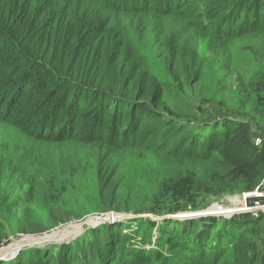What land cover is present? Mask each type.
I'll return each mask as SVG.
<instances>
[{
    "label": "trees",
    "instance_id": "obj_1",
    "mask_svg": "<svg viewBox=\"0 0 264 264\" xmlns=\"http://www.w3.org/2000/svg\"><path fill=\"white\" fill-rule=\"evenodd\" d=\"M138 15L162 25L167 36L156 47L175 81H197L204 65L195 38L176 37L178 31L207 32L221 45L264 30V0H0V125L37 142L94 149L102 204L117 200L119 172L111 161L122 152L207 165L210 175L200 184L222 192L219 197L238 187L253 190L264 175V146L253 143L251 121L223 117L206 125L208 133L201 123L178 122L130 40L124 16ZM261 112L253 117L257 133L264 127ZM185 221L195 228L188 252L170 260L144 258L116 224L106 225L102 246L88 247L94 243L85 235L65 245L27 248L0 264H220L237 241L235 249L244 252L235 264H247L251 248L242 240L258 220Z\"/></svg>",
    "mask_w": 264,
    "mask_h": 264
},
{
    "label": "rangeland",
    "instance_id": "obj_2",
    "mask_svg": "<svg viewBox=\"0 0 264 264\" xmlns=\"http://www.w3.org/2000/svg\"><path fill=\"white\" fill-rule=\"evenodd\" d=\"M124 17L132 44L145 58L142 66L161 85L163 103L178 122L201 123L199 128L205 125L202 133H208L206 125L214 127L223 117L244 119L252 123L255 146H264V127L259 125L257 133L254 125L258 120L253 118L259 111L260 116L264 115V30L237 36L221 45H214L207 32L196 35L178 31L176 37L195 38L204 65L197 81L189 82L183 76L175 81L156 47L158 40L167 36L159 21L146 15ZM111 165L120 179L113 205L100 202L94 149L73 143L37 142L10 125H0V261H11L27 248L65 245L85 235L88 243H94L88 247L102 246L105 242H99L105 229L116 224L122 226L121 236L128 237L130 247L135 245L145 252L144 258L165 256L170 260L187 254L195 229L185 220L172 217L202 216L223 195L249 192L238 187L219 197L222 192L200 184L210 175L207 165L191 158L179 161L152 152H122ZM91 216H107L113 223L82 229L77 224L66 225L84 222ZM252 220H258L259 226L248 224L251 231L242 242L251 252L244 262L262 264L264 217ZM91 231L95 233L89 234ZM27 235H44L40 238L42 244L25 239ZM53 238L58 242L47 243ZM237 242L227 248L220 264H235L237 254H243L235 249Z\"/></svg>",
    "mask_w": 264,
    "mask_h": 264
},
{
    "label": "built area",
    "instance_id": "obj_3",
    "mask_svg": "<svg viewBox=\"0 0 264 264\" xmlns=\"http://www.w3.org/2000/svg\"><path fill=\"white\" fill-rule=\"evenodd\" d=\"M237 201V205L234 202ZM236 210V212H234ZM201 218L231 219L248 217L258 219L264 217V175L254 190L244 192L240 196L223 195L222 199L213 203ZM200 214V213H197ZM264 264V254L262 257Z\"/></svg>",
    "mask_w": 264,
    "mask_h": 264
},
{
    "label": "water",
    "instance_id": "obj_4",
    "mask_svg": "<svg viewBox=\"0 0 264 264\" xmlns=\"http://www.w3.org/2000/svg\"><path fill=\"white\" fill-rule=\"evenodd\" d=\"M172 218L173 219H177L179 221H183V220L198 219V218H201V216H199L198 214L197 215L196 214H185L183 216L178 215V216H175V217H172ZM110 219L111 218L107 217V216H104V217L91 216V217L86 218L84 222L79 223V226H81V228L84 227V226H89L90 228H94V227L102 225L104 223H113V222L110 221ZM68 224H66V225H68ZM81 233L79 235L75 236V237L69 238L70 239L69 241L79 237L81 235ZM28 237H38V236H33V235L28 236L27 235L25 238H28ZM54 241L58 242V238L50 239V240L47 241V243L48 242L52 243ZM40 243L42 244V242H40ZM28 246H33V245H28ZM16 252H17V254L19 253L18 251H16Z\"/></svg>",
    "mask_w": 264,
    "mask_h": 264
},
{
    "label": "bare ground",
    "instance_id": "obj_5",
    "mask_svg": "<svg viewBox=\"0 0 264 264\" xmlns=\"http://www.w3.org/2000/svg\"><path fill=\"white\" fill-rule=\"evenodd\" d=\"M236 205H237V203H235ZM73 225V224H77L78 226H79V223H77V222H75V221H73V222H71V223H69L68 225ZM79 228L80 229H82L81 228V226H79ZM52 233H53V231H52ZM46 234H48V233H46ZM45 234V235H46ZM80 234V233H79ZM79 234H76L75 236H77V235H79ZM44 236V235H43ZM43 236H38V237H28V238H25V239H30V240H33V241H35V243H40L41 242V237H43ZM74 236V237H75ZM70 238H72V237H70ZM7 252H8V250H7ZM9 253H11V251H9Z\"/></svg>",
    "mask_w": 264,
    "mask_h": 264
}]
</instances>
